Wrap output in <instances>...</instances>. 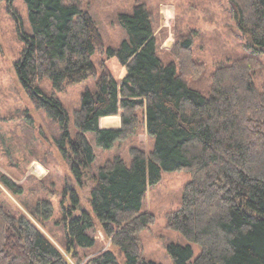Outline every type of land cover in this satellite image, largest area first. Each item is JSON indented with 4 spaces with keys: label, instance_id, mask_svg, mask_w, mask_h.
Instances as JSON below:
<instances>
[{
    "label": "trees",
    "instance_id": "1",
    "mask_svg": "<svg viewBox=\"0 0 264 264\" xmlns=\"http://www.w3.org/2000/svg\"><path fill=\"white\" fill-rule=\"evenodd\" d=\"M4 0H0V3ZM11 1V0H7ZM89 0H24L31 34L15 69L31 104L58 124L57 142L69 150L68 166L110 245L124 264H160L144 257L140 234L155 222L143 211L148 187L162 172H187L178 209L166 216V227L199 246L190 263V246L170 244L174 264H264V85L253 77L264 53V0H227L240 36L252 54L228 59L210 74L209 93L189 87L204 74L194 57V31L180 35L167 64L157 55L152 13L142 3L118 16L127 41L104 52L103 36L86 10ZM259 48V49H257ZM92 78L73 111L76 132L70 137L68 114L57 94ZM49 82L47 95L41 87ZM117 128H100L116 125ZM144 129L151 140L146 153L129 149L130 160L95 162L86 134L97 148L111 149ZM0 183L13 195L22 186L1 174ZM2 191L0 189V196ZM69 193L62 203L64 254L25 215L11 214L0 203V264H120L110 249L87 256L95 243L93 216ZM50 201L40 200L32 216L52 217Z\"/></svg>",
    "mask_w": 264,
    "mask_h": 264
},
{
    "label": "rangeland",
    "instance_id": "2",
    "mask_svg": "<svg viewBox=\"0 0 264 264\" xmlns=\"http://www.w3.org/2000/svg\"><path fill=\"white\" fill-rule=\"evenodd\" d=\"M145 4L152 13V31L157 45V55L162 63L173 60L170 49L175 40L187 34L197 33L193 44L194 57L201 60L206 70L199 79L192 81L191 89L209 93L210 74L228 59L252 54L248 41L240 36L235 20L231 17L227 0H89L86 10L94 19L104 40V52L95 53L92 61L95 66L99 59L107 57L108 48H116L128 40L126 31L120 26L118 16L129 14L136 4ZM31 34L28 13L24 0H4L0 3V175L4 174L16 184L22 186L21 195H13L0 183L2 195L0 203L13 215L23 214L64 254L65 229L62 206L69 204V193H78V208L91 213L96 222L93 230L95 243L87 256L110 249L118 255L120 264L123 259L117 249L110 245L109 238L102 232L88 204L87 190L79 189L72 179L68 166L69 150L58 144L61 132L58 124L51 122L42 109L35 108L20 82L15 65L24 47V35ZM262 63L254 74L257 88L264 85V53H259ZM49 95V82L41 84ZM88 88L95 90L92 78L78 83L65 92L57 94L63 109L68 114L67 129L73 137L76 129L73 123V111L79 108L80 95ZM119 126V122L116 125ZM93 148L95 162L91 173L107 160L115 157L130 160L129 149L138 147L146 153L151 148V140L144 129L124 142L116 143L111 149L95 146L92 133L86 134ZM187 172H162L160 182L148 187L143 211L152 214L155 222L140 234L144 257L160 264H174L168 253L170 244L190 246L192 258L198 256L200 249L195 243L166 227V216L179 208L183 190L189 182ZM47 200L53 206L52 217L47 221H38L32 211L38 201ZM70 261V260H69Z\"/></svg>",
    "mask_w": 264,
    "mask_h": 264
},
{
    "label": "crops",
    "instance_id": "3",
    "mask_svg": "<svg viewBox=\"0 0 264 264\" xmlns=\"http://www.w3.org/2000/svg\"><path fill=\"white\" fill-rule=\"evenodd\" d=\"M118 122H119V120H118ZM117 127H119V126H117ZM117 127L116 126H105V127H103L100 124V128H103V129H107V128H117Z\"/></svg>",
    "mask_w": 264,
    "mask_h": 264
},
{
    "label": "water",
    "instance_id": "4",
    "mask_svg": "<svg viewBox=\"0 0 264 264\" xmlns=\"http://www.w3.org/2000/svg\"><path fill=\"white\" fill-rule=\"evenodd\" d=\"M257 49H259V48H257Z\"/></svg>",
    "mask_w": 264,
    "mask_h": 264
}]
</instances>
